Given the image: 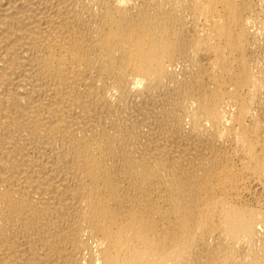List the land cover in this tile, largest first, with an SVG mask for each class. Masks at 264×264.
I'll use <instances>...</instances> for the list:
<instances>
[{
  "label": "bare ground",
  "instance_id": "bare-ground-1",
  "mask_svg": "<svg viewBox=\"0 0 264 264\" xmlns=\"http://www.w3.org/2000/svg\"><path fill=\"white\" fill-rule=\"evenodd\" d=\"M0 264H264V0H0Z\"/></svg>",
  "mask_w": 264,
  "mask_h": 264
}]
</instances>
